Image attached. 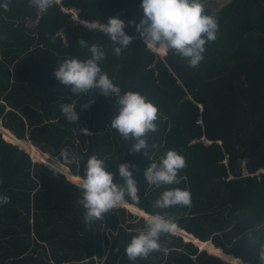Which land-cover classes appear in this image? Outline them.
I'll use <instances>...</instances> for the list:
<instances>
[{
  "label": "trees",
  "instance_id": "obj_1",
  "mask_svg": "<svg viewBox=\"0 0 264 264\" xmlns=\"http://www.w3.org/2000/svg\"><path fill=\"white\" fill-rule=\"evenodd\" d=\"M141 3L63 2L80 9L88 22L101 25L119 17L128 23L126 34L134 39L119 57L99 28L73 24L57 4L44 12L34 30L25 25L26 18L38 17L28 0H11L8 10L0 7V124L20 142L34 145L30 150L49 162L60 160L61 150L74 153L80 158L79 169L63 164L62 170L75 181L85 175L93 155L120 183L118 165L131 164L140 202L130 205L150 216L175 218L178 229L202 242L212 241L235 258L230 260L260 264L247 238L254 234L264 240V173H259L264 169V0H230L218 10L205 7L217 17L219 30L197 68L172 52L155 58L147 50L130 23L139 24L143 18ZM80 39L89 47L104 48L106 58L99 66L121 94L138 92L158 107V130L147 137L148 156L131 153L136 141L111 129L119 110L115 95L80 97L55 79L53 73L63 60L91 57L89 48L78 44ZM91 100L95 102L89 108L81 107ZM66 103L76 107L78 122L63 116L61 105ZM81 128L91 134H81ZM11 139L0 129V196L10 198L0 205V264H233L179 234L161 236L167 254L157 251L130 261L126 247L145 229L146 219L120 207L102 220L86 222L75 182L54 173L49 163L34 160L38 158ZM168 150L186 159L181 182L149 185L146 168ZM173 188L190 191L192 206L154 208L162 192ZM205 246L223 255L211 243Z\"/></svg>",
  "mask_w": 264,
  "mask_h": 264
},
{
  "label": "clouds",
  "instance_id": "obj_2",
  "mask_svg": "<svg viewBox=\"0 0 264 264\" xmlns=\"http://www.w3.org/2000/svg\"><path fill=\"white\" fill-rule=\"evenodd\" d=\"M10 3L11 0H3L0 7L8 10ZM28 3L37 10H46L53 4V0H28ZM141 8L143 18L140 23L135 24V21L130 23L135 25L147 50L154 54L155 58L172 52L185 60L191 68H197L204 59L206 45L217 39L218 19L207 14L203 0H142ZM127 27L128 23L119 17H111L107 23L100 25V31L112 41L113 51L117 57L129 48L134 39L126 34ZM77 42L81 47L89 48L91 57L84 61L78 58L63 60L53 73L55 79L80 97L89 93H98L103 97L115 95L118 98L119 110L111 120V129L117 130L125 140L136 141L130 149L131 153L148 156L147 137L149 133L158 130V107L138 92L128 91L121 94V88L99 66V62L106 58L104 48L98 44L89 47L88 42L83 39ZM94 102L91 100L81 107L87 109ZM61 112L69 122H78L80 119L73 104L61 105ZM79 131L81 134H91L87 128H81ZM26 145L31 147L32 144ZM151 147L155 149L158 146L152 144ZM60 157V160H54L49 165L54 173L64 174L63 164H75L79 169L80 158L74 153L61 150ZM186 166L184 156L176 150H168L159 162H153L146 168L144 177L149 185L156 187L179 184L181 182L178 178L179 173ZM131 167L129 163L118 165L119 177L123 179V183H120L114 180L116 173L108 171L103 160L95 155L87 160L85 175L77 178L74 183L82 192V198L78 203L86 210V222L102 220L106 213L126 206L129 201L140 202L138 195L140 189L133 178ZM9 201V197L0 196V205ZM175 206L190 208L192 206L190 191L180 188L165 190L153 203L156 209ZM145 225V229L140 230L126 247V255L132 262L138 258L147 259L151 253L157 251H164L167 254L168 249L160 243L161 236L172 235L177 231L175 218L159 213L147 217ZM247 239L248 244L256 249L260 264H264V240L254 234H249Z\"/></svg>",
  "mask_w": 264,
  "mask_h": 264
},
{
  "label": "water",
  "instance_id": "obj_3",
  "mask_svg": "<svg viewBox=\"0 0 264 264\" xmlns=\"http://www.w3.org/2000/svg\"><path fill=\"white\" fill-rule=\"evenodd\" d=\"M165 55H166V54H165ZM0 129H1V131H3V132L5 133V135H8V136L12 137V139H11L12 142H16V143H18V144H19V143H22V142H20L19 140H17V139L15 138V135H14L12 132H10V131H8V130H4L1 126H0ZM7 139H8V138H7ZM22 144H23V145H24V146L30 151V153H32V151L30 150V147H28V146H27L26 144H24V143H22ZM32 154H33V153H32ZM37 160H43V161H45V162H47V163H49V164L51 163V162H49V160H47V159H45V158H39V159H37ZM262 172L264 173V169L262 170ZM64 174L68 177L69 180H71L72 182H76L75 180H72V179L69 177L70 174L68 175V174L65 173V172H64ZM75 177H76V176H75ZM76 178H77V177H76ZM123 207H125V208L131 210L134 214H137V215H140V216L144 217L145 219H146L147 217L150 216V215L146 214L144 211L139 210L137 207L130 205L129 203H128L126 206H123ZM133 208H135L136 210H133ZM175 234L182 235L187 241H193V242L196 243L201 249H203V250H208L209 252L214 253V255L218 256L219 258H222V259H224V260H226V261H228V262H230V263H233V264H238V263H236V262H232V261L230 260V259H235L234 257H229V256L225 255V253H224V251H223L222 249H219V248L214 247L212 241H209V242H202L201 240L197 239L196 237H194V236H192V235H190V234L186 233L185 231H183V230H181V229H178V228H177V231H176ZM210 243L212 244V246H213L215 249H218V250L222 251L223 255H222V256H221V255H218L217 252H215V251H211V250H209L208 247L205 246V245L210 244ZM229 258H230V259H229ZM237 261H240L241 264H246V263H244L243 261H241V260H239V259H237Z\"/></svg>",
  "mask_w": 264,
  "mask_h": 264
},
{
  "label": "built area",
  "instance_id": "obj_4",
  "mask_svg": "<svg viewBox=\"0 0 264 264\" xmlns=\"http://www.w3.org/2000/svg\"><path fill=\"white\" fill-rule=\"evenodd\" d=\"M63 2H64V0H53V4L51 6H53L55 4L59 5L60 9H61V11L63 13L71 15L70 19H71L72 23L75 24V25L89 26V27L99 28L100 29V24L91 23V22H88V21L82 19L81 18V10L80 9L64 6ZM51 6H49V7H51ZM46 10H38V17L36 19L26 18L25 19V25L31 30L36 29L37 26L39 25L41 16L44 14V12ZM94 25H95V27H94ZM59 35L62 38H64V40H65V35L63 33V30H61L59 32Z\"/></svg>",
  "mask_w": 264,
  "mask_h": 264
},
{
  "label": "rangeland",
  "instance_id": "obj_5",
  "mask_svg": "<svg viewBox=\"0 0 264 264\" xmlns=\"http://www.w3.org/2000/svg\"><path fill=\"white\" fill-rule=\"evenodd\" d=\"M230 0H203V3L205 5V7H208V8H211L213 10H218L220 9V7L222 5H224L225 3L229 2ZM167 54V53H166ZM161 57V56H159ZM35 150V149H34ZM39 150V149H38ZM41 152V151H40ZM44 154V153H43ZM32 155V158H33V154L31 153ZM47 158H48V155L46 154ZM50 158V157H49ZM34 159V158H33ZM34 160H37V159H34ZM52 161H54V159H51ZM259 173H263L262 170L259 172ZM215 247V246H214ZM203 250V249H201Z\"/></svg>",
  "mask_w": 264,
  "mask_h": 264
},
{
  "label": "bare ground",
  "instance_id": "obj_6",
  "mask_svg": "<svg viewBox=\"0 0 264 264\" xmlns=\"http://www.w3.org/2000/svg\"><path fill=\"white\" fill-rule=\"evenodd\" d=\"M32 153H33V157L34 158H42V155L37 151V150H32ZM72 175V174H71ZM73 176V175H72ZM133 210H136L135 208H133ZM218 250V249H217ZM220 251V250H219ZM222 252V251H221ZM238 264H241L240 262H236ZM167 264V263H166ZM169 264V263H168Z\"/></svg>",
  "mask_w": 264,
  "mask_h": 264
},
{
  "label": "crops",
  "instance_id": "obj_7",
  "mask_svg": "<svg viewBox=\"0 0 264 264\" xmlns=\"http://www.w3.org/2000/svg\"><path fill=\"white\" fill-rule=\"evenodd\" d=\"M232 262H240V261H237V260H231Z\"/></svg>",
  "mask_w": 264,
  "mask_h": 264
}]
</instances>
